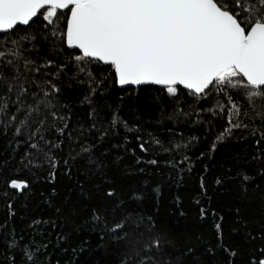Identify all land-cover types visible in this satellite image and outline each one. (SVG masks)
I'll return each mask as SVG.
<instances>
[{"label": "snow or ice", "instance_id": "1", "mask_svg": "<svg viewBox=\"0 0 264 264\" xmlns=\"http://www.w3.org/2000/svg\"><path fill=\"white\" fill-rule=\"evenodd\" d=\"M40 16L38 29L16 31L20 26L30 27L34 18ZM38 39L50 46L42 57ZM61 54L66 59L58 63ZM68 65L75 70L69 73ZM93 65L109 71L98 74L92 71ZM49 66L55 71H47ZM71 81L87 85L80 101L89 105L87 116L91 123L87 127L86 121L69 127L70 105L62 102L60 96L62 85ZM105 83L122 88H156L175 102L169 113L173 123L178 124L180 117H194L193 123L203 124L206 133L219 127L209 155L238 129L244 132L239 139L255 136L254 154L248 161L240 162L256 164L255 173L239 166L233 173L232 165L228 164L225 174L218 175L214 183L217 187L226 185L221 187V192L233 197L237 204L247 198L246 207L260 194V207L264 209V147H261L264 144V0H0V135L8 137L13 156L24 146L18 166L9 168L8 160L0 161V173H3L0 192L7 200L9 216L16 211L13 207L16 197L7 199L8 195L13 191L30 192L36 181L54 182L61 162L64 172L71 176L72 165L87 158L86 163L94 165L93 174L103 176L99 186L105 189L104 196L117 195L113 181L104 175L107 166L100 159L109 154V149L106 147L101 153L96 149L120 127L131 131L140 126L130 125L119 115V104L114 108L107 105L112 108V114L107 120L102 117L103 107L94 102V93H106ZM180 86L192 101L187 104V110L181 107L184 101L177 99ZM237 96L247 102V108ZM205 103L211 107H202ZM136 139L139 149L146 153L144 138ZM172 139L175 141V136ZM196 139L181 138L172 142L170 148H164L163 141L149 134L147 143L170 153ZM123 140L124 150L135 152V148L127 147V135ZM205 154L201 152L200 156ZM181 159L191 163L190 157ZM148 163L155 166L159 160L151 159ZM165 163L175 164L173 160ZM22 169L31 172L35 180L19 178ZM37 169H46L47 174L37 175ZM201 188H206L203 177ZM154 190L158 192L159 185ZM54 193L55 188L50 195ZM127 199L139 201L143 194L133 191ZM239 211L237 207L236 212ZM204 212L201 208L202 216ZM91 213L85 226L92 223V230L98 232L99 246L118 252V264H160L158 254L171 241L168 232L158 229L153 216L124 207L123 200H117L111 209L94 207ZM222 219L214 226L217 243L208 244L206 251L214 256L218 249H223L228 264H234L236 249L223 243ZM48 224L57 226L51 218L32 221L35 226ZM243 226L248 227L247 220ZM248 235L261 241L249 264H264V226L255 235L252 231ZM67 238V233H57V243ZM33 243L21 246L17 238L8 241L9 247L22 248L26 264H33L41 249H46V243L31 247ZM108 244L112 249L107 248ZM194 252V247H187L180 257L175 261L169 259L167 264H185L183 257ZM8 259L15 264L11 253ZM193 264H200L198 257Z\"/></svg>", "mask_w": 264, "mask_h": 264}, {"label": "trees", "instance_id": "2", "mask_svg": "<svg viewBox=\"0 0 264 264\" xmlns=\"http://www.w3.org/2000/svg\"><path fill=\"white\" fill-rule=\"evenodd\" d=\"M42 22V16L35 18L30 27L20 26L18 32L32 31L38 29ZM40 44V56L49 51V45L43 40H37ZM35 57V53H33ZM51 58V57H50ZM66 58L61 54L58 63ZM40 61L37 60V63ZM75 69L68 65V72ZM44 71V70H42ZM47 71H55L49 66ZM92 71L106 74L109 69L102 66H92ZM81 79L84 77L81 76ZM67 81L66 76L61 77ZM106 93L97 91L94 93V102L98 107L102 106V117L107 120L114 108L120 105L119 115L130 125L137 124L139 129L125 130L123 127L117 133H110L105 137L101 147L96 149L97 153L103 152L104 148L109 149V154L101 157L107 166L106 175L113 181V187L117 190L115 197L104 196L105 189L100 187L103 176L93 174L94 165L86 163L87 158H82L72 165L71 176L64 172L63 162L57 170L55 181H36L33 183L31 191L11 192L7 199L15 195L13 207L16 209L11 216L8 215L7 200L0 192V264H11L8 259L9 254L15 257V264H26L22 248L9 247L8 241L17 238L21 246L30 241H35L31 247L44 245L46 249H41V255L33 264H118V252L106 250L99 246L100 239L98 232L92 230V223L84 222L91 216V209L108 208L117 202L124 201V207L135 208L146 215H151L156 220L157 227L161 231L169 233L170 244H166L162 253L158 254L160 264H167L169 259L175 261L187 247H194L193 255L183 257L185 264H193L198 257L200 264H228L227 257L223 249H218L216 255H210L206 251L208 244L215 245V224L222 219L223 243L230 248L236 249L234 264H249L250 256L254 249L261 246V241L253 239L248 235L252 231L253 235L264 226V209L260 207V194L249 206L244 202L237 204L236 200L227 193L221 192L222 185L217 187L214 183L218 175H223L228 164L232 165L233 173L237 167H246L249 173H255L257 165L242 164L248 161L254 154L253 148L255 136L244 139L242 130H236L233 136L226 142L217 145L214 152L209 155L211 141L220 130L217 127L210 133L205 132V126L201 123H193V118H179V123H173L169 119V113L175 106V102L167 94L160 93L152 87H132L120 88L115 84L105 83ZM87 85H81L75 81L66 82L61 88V101L70 105L72 112V123L70 128L75 127L78 121L90 124L87 113L89 105L81 104V98L85 95ZM122 97V99H121ZM248 107L247 102L236 97ZM177 99L183 100L181 104L187 110V104L192 103L187 99L186 91L181 87L180 95ZM199 103V101H197ZM211 107L210 103L201 105ZM245 123H252L245 120ZM149 134L163 141L164 148H170L172 142H177L181 138L187 139L194 136L197 139L187 146H182L179 151L173 150L170 153L161 151L156 145L147 143ZM127 135L129 140L128 148H135V152H126L123 145V137ZM137 136H142L148 151L142 152L138 147ZM175 136V141H173ZM22 139V137H21ZM90 142H94L90 140ZM116 144L120 147L113 148ZM264 147V144L261 145ZM24 146L17 149L15 156L12 153V146L8 145V137L0 135V161L8 160V167L18 166L19 156L23 153ZM206 153L203 157L200 153ZM137 156H142L143 160H137ZM190 157L182 160L181 157ZM11 157V159H9ZM120 157V159H116ZM151 159L159 160L155 166L148 163ZM173 160V165L165 162ZM207 165V169L205 168ZM37 175H46V169L35 170ZM3 173H0V177ZM203 177L205 189L201 188V178ZM19 178L34 181L35 177L28 170H21ZM145 179L148 183L145 184ZM2 183V180H0ZM259 183V181H253ZM81 184L83 187H81ZM159 185V191H155ZM55 188L56 193L51 194ZM133 191L143 194L142 200H129ZM206 191V195L203 193ZM41 192L44 194L41 195ZM47 198V199H46ZM50 201V202H49ZM239 207V213L236 208ZM201 208L205 210L201 215ZM57 209H60L57 212ZM40 218H51L55 220L56 227L48 225H32V221ZM247 220L248 227L243 226V221ZM112 221L109 220V223ZM235 228L237 231L233 232ZM57 233H67L68 238L57 243ZM112 249V245H107ZM76 249V252H73ZM261 253H256L260 255ZM47 258V259H46Z\"/></svg>", "mask_w": 264, "mask_h": 264}, {"label": "water", "instance_id": "3", "mask_svg": "<svg viewBox=\"0 0 264 264\" xmlns=\"http://www.w3.org/2000/svg\"><path fill=\"white\" fill-rule=\"evenodd\" d=\"M34 19H35V18H34ZM118 87L122 88L121 86H118ZM133 87H136V86H133ZM180 87H182V88H183V86H180ZM123 88H126V87H123Z\"/></svg>", "mask_w": 264, "mask_h": 264}]
</instances>
